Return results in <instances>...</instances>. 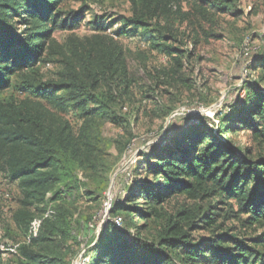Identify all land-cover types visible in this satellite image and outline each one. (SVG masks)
<instances>
[{"label": "rangeland", "instance_id": "obj_1", "mask_svg": "<svg viewBox=\"0 0 264 264\" xmlns=\"http://www.w3.org/2000/svg\"><path fill=\"white\" fill-rule=\"evenodd\" d=\"M158 1L159 14L151 17L144 0H63L51 14L52 37L44 40L40 61L31 68H13L11 87L0 93V101L29 100L61 116L84 161L72 162L75 167L56 189L57 201L48 199L47 209L40 210L24 209L20 184L0 169V247L17 246L16 253L3 258L0 248V264H30L25 254L42 255L54 264L118 263L121 254L109 261L105 237H110L108 244L112 238L124 241L134 262L182 264L173 250L160 246V237L166 220L182 222L183 213L189 227H199L191 234L194 240L228 235L246 239L264 254L259 244L264 227L245 225L248 216L235 201L219 205L218 199H193L168 189L159 192L163 202L156 206L157 218L141 198L142 187L162 182L147 170L150 162H159L157 155L170 149L187 157L186 148L197 144L194 131L205 128L216 136L235 111L241 116L232 125L236 131L223 138L232 143L236 160L264 159L254 112L241 113L249 90L264 91V0ZM20 25L18 19V32ZM115 25L118 40L105 31ZM113 46L122 56L109 71L108 59L102 64L98 55ZM47 91L53 93L49 101L43 97ZM120 204L127 208L115 212ZM209 213L219 217L216 232L201 223ZM36 219L42 220L36 238L43 221L50 224L32 244L29 232Z\"/></svg>", "mask_w": 264, "mask_h": 264}, {"label": "trees", "instance_id": "obj_2", "mask_svg": "<svg viewBox=\"0 0 264 264\" xmlns=\"http://www.w3.org/2000/svg\"><path fill=\"white\" fill-rule=\"evenodd\" d=\"M62 1L0 0V93L11 87L10 75L14 67L31 68L40 61L44 51V40L52 37V30L49 29L51 14L57 11ZM143 4L150 11L151 17L159 14L162 6V2L158 0H144ZM18 19L21 24L20 32L14 27ZM55 19L56 17H53L52 20ZM136 24L137 22L131 25ZM118 28V25L106 27V34L111 39L118 40ZM91 52L92 50L89 56ZM74 53L76 54V51ZM121 56L122 50L113 46L104 53H99L98 59H101L102 64L107 63L105 70L110 71L114 65H118ZM106 59L108 60L105 63ZM88 65H85L84 69L87 75L91 76ZM77 81L80 82L76 79ZM52 94L47 91L43 97L49 101ZM55 101L58 105L62 104L59 100ZM241 110L243 115L254 112L257 119L254 130L258 132L256 139L259 144L264 143V91L249 90L241 102ZM240 117V112L235 111L218 128L216 136L207 135L204 132L205 128L198 132L194 131L193 139L197 144L186 148L190 152L187 157H177L175 151L167 149L166 155L159 154L155 157L159 159L158 163H149L147 170L150 174L162 178L157 187L152 189L142 187L141 198L150 206L151 215L160 218L156 206L160 205L163 199L159 192L171 189L174 194L178 192L193 199H218L219 205L224 203V200L235 201L240 212L248 216L243 222L245 225L264 227V159L256 162L236 160L234 152L230 150L232 143L223 138L236 131L232 125ZM81 153L82 148L74 132L61 116L43 108L42 104H33L29 100L21 103L12 101L7 104L0 101V169L5 171L12 181L20 184L24 196V209L34 207L39 210L41 207L47 209L48 199L56 202L58 198L56 189L60 187L63 177L67 176L68 171L73 170L74 162L84 161ZM250 184L252 189L248 191ZM126 208L120 204L116 205L114 210L121 212ZM20 215L23 216L18 212L16 220L18 223ZM137 216H140L138 212ZM216 216L215 213L204 216L201 223L205 229L216 232V228H220L216 227L219 219V217L216 219ZM182 217V222L179 218L169 217L164 227L165 235L160 237V246L173 250L178 262L264 264V254L257 252L246 239L222 235L206 241L194 240L191 234L199 227L196 225L189 227L186 213H183ZM119 219L123 224V218ZM48 224L49 220L45 219L39 237L32 239V244L42 239ZM48 232L53 234L55 229L51 228ZM109 239L110 237H105L103 240ZM106 241L104 246L110 250L106 253L109 261L121 254L119 262L114 264H161L153 263L150 259H145L142 263L134 262L133 257L128 255L131 249L126 247L124 241L121 239L116 241L114 238L110 244ZM260 243L264 244V238L259 241ZM116 247L119 249L115 250ZM148 247L152 250L151 245ZM25 249L26 247L21 248L22 252ZM25 255L31 260L30 264H54L42 255Z\"/></svg>", "mask_w": 264, "mask_h": 264}, {"label": "built area", "instance_id": "obj_3", "mask_svg": "<svg viewBox=\"0 0 264 264\" xmlns=\"http://www.w3.org/2000/svg\"><path fill=\"white\" fill-rule=\"evenodd\" d=\"M41 225H42V220H39V219H36L31 224L30 232H29V241H31L32 239H34L38 236L39 229H40ZM0 248H1V252H2V255H1L2 258L6 257L8 255V253L14 254L17 252V246L10 247L8 245V247H6L5 245H2Z\"/></svg>", "mask_w": 264, "mask_h": 264}]
</instances>
